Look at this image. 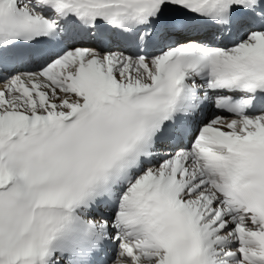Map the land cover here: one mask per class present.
<instances>
[{
    "label": "snow or ice",
    "instance_id": "1",
    "mask_svg": "<svg viewBox=\"0 0 264 264\" xmlns=\"http://www.w3.org/2000/svg\"><path fill=\"white\" fill-rule=\"evenodd\" d=\"M0 264H264V0H0Z\"/></svg>",
    "mask_w": 264,
    "mask_h": 264
}]
</instances>
